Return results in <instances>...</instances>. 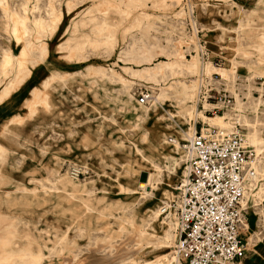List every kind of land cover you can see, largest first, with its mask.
Segmentation results:
<instances>
[{
	"label": "rangeland",
	"instance_id": "1",
	"mask_svg": "<svg viewBox=\"0 0 264 264\" xmlns=\"http://www.w3.org/2000/svg\"><path fill=\"white\" fill-rule=\"evenodd\" d=\"M188 5L207 61L186 33ZM263 82L264 0H0V264H169L175 222L151 209L174 199L184 157L167 139L205 127L180 117L211 111L208 89L234 102L204 112L222 117L207 125L236 123L253 151L240 235L255 254ZM70 165L87 174L69 178Z\"/></svg>",
	"mask_w": 264,
	"mask_h": 264
},
{
	"label": "built area",
	"instance_id": "2",
	"mask_svg": "<svg viewBox=\"0 0 264 264\" xmlns=\"http://www.w3.org/2000/svg\"><path fill=\"white\" fill-rule=\"evenodd\" d=\"M186 33L197 42L200 61L208 53L198 38L200 33L193 6L184 10ZM214 75H217L214 73ZM200 98L212 108L230 109L233 98L223 90L208 89ZM146 90L136 95V103H146ZM203 112V113H204ZM199 125L198 128L195 125ZM195 122L191 134L183 141L168 138L182 151L184 166L174 191V199L161 208L175 219L174 243L169 264L239 263L245 256L240 232L243 228L242 204L244 187L254 176L253 151L245 142V132L236 123L229 128ZM71 179H79L87 171L78 165L65 170Z\"/></svg>",
	"mask_w": 264,
	"mask_h": 264
},
{
	"label": "bare ground",
	"instance_id": "3",
	"mask_svg": "<svg viewBox=\"0 0 264 264\" xmlns=\"http://www.w3.org/2000/svg\"><path fill=\"white\" fill-rule=\"evenodd\" d=\"M188 96H189V91H186V93L182 96V98L180 99V103H185V101H186V99L188 98ZM164 97V94H159V93H157L156 94V96H154L153 97V100H154V102H156V101H158V100H160L161 98H163ZM208 107V106H207ZM207 109V108H206ZM168 115V117L169 118H172L173 116L171 115V114H167ZM194 115V119H200L203 123H204V125H207V123H210V122H214V121H217V123H219L220 121H221V116H215L214 118H212V117H208V116H205L204 115V113H203V111H198V110H195V112L194 113H192V112H184L183 114H181V117L180 118H183V119H187V120H189L192 116ZM231 123V122H230ZM203 125V124H202ZM204 129L205 127H201V129ZM203 129H202V131H203ZM190 131H192V129L190 130ZM181 133H182V138L183 139H186V137L187 136H189L190 134H191V132H182L181 131ZM245 142H246V140H245ZM247 144V143H246ZM176 145V144H175ZM171 158H170V156H167L166 158H165V160H170ZM143 184H145V183H141V185H140V188L141 189H144V185ZM144 192H145V190H144ZM150 196V195H149ZM172 196H173V194H172ZM244 196H245V189H244V193H243V198H244ZM170 199H172V197L170 198ZM170 199H168L167 201H165L164 203H162V205H161V207L160 208H158V209H151L152 210V214H153V218L155 219V220H157L158 218H160L161 217V215L164 217V218H168L169 220H173L174 222H175V219L174 218H172L171 219V212H168V213H166V214H162L161 213V208L163 207V206H165L166 204H167V202L170 200ZM242 203H243V199H242ZM171 221H166V220H163V223H165V226L166 227H168V230H170V229H172V227L174 226V224L171 222ZM171 239V236H170V234H168V232H167V234H166V240H170ZM169 263V262H168Z\"/></svg>",
	"mask_w": 264,
	"mask_h": 264
},
{
	"label": "crops",
	"instance_id": "4",
	"mask_svg": "<svg viewBox=\"0 0 264 264\" xmlns=\"http://www.w3.org/2000/svg\"><path fill=\"white\" fill-rule=\"evenodd\" d=\"M258 79V78H257ZM259 80V79H258ZM24 83V82H23ZM264 83V82H263ZM33 92V91H32ZM31 92V93H32ZM7 109H8V106H0V117H3V115L4 114H6L5 112L7 111ZM193 120V119H192ZM196 120V119H195ZM203 129V128H202ZM60 183V182H59ZM61 184H64L65 185V183H61ZM258 223H259V220H258ZM245 228V227H244ZM263 249H264V246H261V247H259V248H257V250L255 249V251H254V253L255 254H252L251 256H249V257H245V258H243L242 260L243 261H241V262H239V263H236V264H245V262H246V260L247 261H249V262H252V264H259L258 263V259H257V257L256 256H258L259 254H261V257H264V251H263ZM257 259V260H256Z\"/></svg>",
	"mask_w": 264,
	"mask_h": 264
}]
</instances>
